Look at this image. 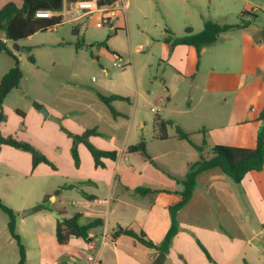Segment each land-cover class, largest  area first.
Instances as JSON below:
<instances>
[{"label":"crops","instance_id":"obj_1","mask_svg":"<svg viewBox=\"0 0 264 264\" xmlns=\"http://www.w3.org/2000/svg\"><path fill=\"white\" fill-rule=\"evenodd\" d=\"M242 1L246 5L241 12L247 16L243 28L230 29L220 34L217 40L232 30L240 33L236 42L229 46L233 57L227 61L228 66L210 65L208 69H203L202 59L207 51V47H204L199 57L194 58V65L191 59L188 66L191 68L178 74L180 77L199 80L201 99L208 102L205 105L206 112L198 115L199 123H190L192 118L188 111L192 108H188L185 113L186 123L163 119L189 133L192 145L199 146L205 140L204 154L214 145L251 149L255 145L257 132L264 127V122L257 120L260 111L264 109V78L257 76V72H264V35L261 30L264 25H256L254 18H257V13L248 12L256 5L249 0ZM8 2L21 7L20 0H0V8ZM46 13L51 15L50 12ZM197 18L201 27L205 20L212 21L203 13L198 14ZM3 42L10 48L11 42ZM183 47L195 53L193 47ZM189 49L187 54L191 53ZM12 64L0 65V78ZM102 72L106 73L105 70ZM20 83L3 101L5 121L0 124L1 134L27 142L44 154L42 149L57 150L58 134H44L38 128V123H44L42 114L32 106L21 118L22 128H17L19 121L17 125L16 122L10 123L4 102L14 90L19 89ZM52 94L55 101L59 92L53 91ZM37 100L49 116L58 120L65 118L58 103L49 105ZM118 101L111 103L113 109ZM219 104L226 108L220 111ZM114 110L119 116L113 117L109 112L112 120L105 124L101 121L100 111L86 107L83 112L85 119L81 121L83 126L77 134L95 129L98 135L89 137V142L101 150L116 151V159H102L104 168H95L84 145L78 144L79 167L69 171L71 181L61 189L39 187L38 180L51 170H45V164L32 168L28 152L1 146L0 165L9 171L5 175L13 178L17 174L25 181L18 211L12 207L16 233L25 248V264H264V167L259 172H248L240 183L233 182L217 168L201 173L196 179L190 200L175 212V234L168 247L160 250L158 246L172 222L167 207L177 201L179 196L166 192L143 196L135 188L180 192L182 186L179 181L184 179L189 165L199 159V153L189 142L175 137L172 127V132L167 131L168 138L165 140L157 139L156 134L149 140L144 139L149 159L140 153H127L128 146L123 147L121 152L117 151L113 145L116 140L113 134L118 126L112 122L120 117L127 118V115ZM176 112L183 113L178 110ZM131 118L126 135L130 133ZM46 120L49 119L46 117ZM62 123L63 126H71L73 121L68 117ZM201 130L205 131L204 134ZM82 157L85 160L83 164ZM54 172L57 170L52 169ZM52 193L54 197L51 203L41 204ZM83 194L93 198L89 199ZM0 197L5 198L3 195ZM29 209L33 211L19 216V211ZM75 211L85 214L79 224L84 225L92 219L100 218L103 225L89 230L90 239L87 242L80 238H70L66 244L59 245L55 238L57 220L52 213L63 219L69 218ZM7 221V216L0 210V263L17 264L18 247L8 232ZM118 227L143 233L145 239L157 247H146L126 235L113 238L112 234ZM89 255H94L96 260L88 261Z\"/></svg>","mask_w":264,"mask_h":264},{"label":"rangeland","instance_id":"obj_2","mask_svg":"<svg viewBox=\"0 0 264 264\" xmlns=\"http://www.w3.org/2000/svg\"><path fill=\"white\" fill-rule=\"evenodd\" d=\"M249 1L258 8L254 23L264 25V0ZM68 3L64 0L59 12L62 15L60 25L16 42L20 48H30L35 63L28 62L25 51H13L18 59L22 78L19 89L14 90L4 102L10 123L16 122L17 125L19 121L17 128H22L23 117H18L14 109L25 113L31 108V102H38L37 99L49 105L58 103L65 115L63 120L56 118L58 122L46 120L42 115L44 123H38V128L44 134H58L59 143L55 151L42 149L48 157L39 152L57 170L52 173L51 167L43 166L45 170H51L38 180L39 187L43 189H61L71 181L69 171L74 165L70 156L71 138L68 134H77L82 128L84 109L90 107L100 111L101 121L105 124L112 120L95 91L103 95L118 94L129 99L115 102L114 105V109L127 115V118L120 117L112 122L118 126L113 134L116 139L113 145L119 152L123 147L136 144L140 138L149 140L157 134L156 117L186 123L185 113L188 108H192L188 111L192 118L190 123H199L198 115L206 112L205 105L208 103L206 99H201L199 80L178 75L191 68L188 67L191 59L194 65L196 55L192 49L183 46L172 49L165 40L183 36L188 27H192L194 33L201 31L197 18L200 13L209 16L219 25L243 24L247 19L241 12L246 5L242 0H119L110 25L103 23V14L95 6L87 16L75 19L74 15L67 12ZM122 5L126 6L125 11L122 10ZM113 20L115 21L112 22ZM76 28L77 35L73 33ZM114 29L117 31L113 35ZM239 34L237 30L229 31L225 36L221 35L224 38L215 45L207 47L202 68L208 69L210 65L228 66L227 61L233 57L229 46L236 42ZM108 36L111 37L107 39ZM78 41L81 47L76 49ZM101 42H105L106 48L99 45ZM9 47H12V43ZM188 49L191 50L190 54H187ZM7 63L12 64V60L0 53V65ZM257 76L264 78V72H257ZM53 91L59 92L55 101ZM225 108L226 106L219 104L220 111ZM177 110L183 113H177ZM68 117L73 121L72 125L63 126L62 121ZM130 118V133L126 135ZM167 130L172 132L171 127ZM87 156L90 158L88 152ZM81 160L83 164V157ZM5 172L9 173L0 165V195L5 200L0 199L7 207H14L18 211L25 181L17 174L15 178L7 177ZM14 189L18 191L14 192ZM53 197L54 194H50L44 204L49 205ZM21 213L19 211V216ZM15 257L17 259V251Z\"/></svg>","mask_w":264,"mask_h":264},{"label":"trees","instance_id":"obj_3","mask_svg":"<svg viewBox=\"0 0 264 264\" xmlns=\"http://www.w3.org/2000/svg\"><path fill=\"white\" fill-rule=\"evenodd\" d=\"M21 7H17L14 3L8 2L0 8V52L12 59V66L2 75L0 78V124L5 121V115L3 113V101L5 97L13 90L16 89L22 78V72L19 68L18 59L13 55V51L6 46L3 40L9 41L12 44L20 40H23L35 33L45 32L49 29L60 25L62 22V15L59 13L62 9L64 0H20ZM73 2L76 0H67ZM91 1V0H87ZM119 0H96L94 6L98 9L104 6H111ZM38 12H50V16H38ZM112 27V26H110ZM243 28L242 24L235 25H219L211 20H205L202 30L194 33L191 28H186L185 33L181 37H173L166 39L165 42L169 44L170 48L176 46L193 47L196 53V57H199L200 51L204 47L215 44L219 38V35L230 30ZM262 35H264V26L261 28ZM116 29L113 30V35L116 33ZM74 34L77 35L78 29H74ZM111 36H108L110 38ZM101 47L106 48L105 42L99 43ZM76 49L81 47V43L78 41L75 44ZM21 50L27 54V60L29 63L34 64L35 60L30 54L29 47H23ZM96 97L101 103H103L109 110L113 117L119 116V114L112 108L111 103L116 100L129 101L127 97L119 95H103L95 91ZM32 106L35 109H40L42 106L36 102H32ZM15 112L24 117V112L15 110ZM257 120L264 122V109H262L257 117ZM157 134L156 138L159 140H165L168 138V127L173 128L175 137L180 140L190 142V134L185 132L181 127L172 125L168 120L155 118ZM204 134V130L200 131ZM98 133L95 129H87L81 134H68L71 138L70 156L75 168L79 167V154L77 150L78 144H83L86 150L89 152L93 165L95 168H104L102 159H109L114 161L117 153L114 150H101L95 147L89 142V137L96 136ZM2 145L10 146L14 149L28 152L31 155V167L35 168L39 164H45L55 169L53 164L44 155L39 153L32 145L27 142H23L15 139L12 136H3L0 132V149ZM145 140L140 138L134 145H129L126 148L127 153H140L144 158L149 159L146 152ZM199 153V159L189 165L188 171L184 179L179 183L182 186L180 192H171L168 190L150 189V188H135V191L140 195H147L157 192L175 193L179 196L177 201L170 204L167 209L169 210L172 218L171 226L166 233L164 239L159 244L160 250H165L173 235L176 231V223L174 220L175 212L181 209L190 200L192 192L196 185L197 177L210 169H220L225 175L230 177L233 182L240 183L243 177L251 171L259 172L264 167V127H261L257 132L255 145L251 149L237 148L224 145L211 146L207 154L203 153V149L206 147L205 140L199 146L192 145ZM85 197L91 199L93 196L83 194ZM46 201L43 199L41 204ZM0 210L7 216V229L11 238L16 242L18 247V261L17 264H25V248L20 241L19 235L16 233L15 214L13 210L7 207L0 199ZM85 215L82 211H75L69 218H63L62 221L56 222L55 226V238L59 245L66 244L70 238H80L83 241H89V230L95 227L103 225V221L100 218L90 220L88 223L79 224L80 218ZM118 235H126L141 243L146 247H157L153 242L146 240L143 233H135L132 230L118 227L112 234L115 238Z\"/></svg>","mask_w":264,"mask_h":264},{"label":"built area","instance_id":"obj_4","mask_svg":"<svg viewBox=\"0 0 264 264\" xmlns=\"http://www.w3.org/2000/svg\"><path fill=\"white\" fill-rule=\"evenodd\" d=\"M95 2H96V0H91V1L76 0V1H73L69 4L67 12L71 16L74 15L75 19L85 17L88 15V13H90L91 8H93ZM118 2L119 1H117L115 4H113L111 6H104V7L98 8V9H100L101 13L103 14L102 21L104 24H108V25L111 24L110 20L115 15L114 12L116 10V6H117ZM125 9H126V6L122 5V10L125 11ZM257 10H258V8L252 7L249 9L248 12L254 14L257 12ZM37 15L38 16H46L47 13L46 12H38ZM48 16H50V15H48ZM114 21L115 20H113L112 22H114ZM87 260L90 262H93L96 260V257L94 255H89V256H87Z\"/></svg>","mask_w":264,"mask_h":264},{"label":"water","instance_id":"obj_5","mask_svg":"<svg viewBox=\"0 0 264 264\" xmlns=\"http://www.w3.org/2000/svg\"><path fill=\"white\" fill-rule=\"evenodd\" d=\"M11 49H12L13 51H19V50H20V47H19L16 43H13ZM38 111H39L43 116L47 117L49 120H51V121H55V122H58V120H57L56 118L49 116L44 108H40V109H38ZM32 211H33L32 209L25 210V211H23V212L21 213V215H27V214L31 213ZM52 216H53L56 220H58V221H62V218H61L58 214H56V213H52Z\"/></svg>","mask_w":264,"mask_h":264}]
</instances>
